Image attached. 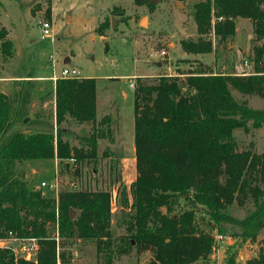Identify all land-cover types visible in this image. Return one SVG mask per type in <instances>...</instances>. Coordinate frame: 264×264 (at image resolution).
Instances as JSON below:
<instances>
[{"label":"trees","instance_id":"16d2710c","mask_svg":"<svg viewBox=\"0 0 264 264\" xmlns=\"http://www.w3.org/2000/svg\"><path fill=\"white\" fill-rule=\"evenodd\" d=\"M16 1L32 5L39 0ZM46 1L45 13L49 15L50 0ZM263 4L264 0H195L192 16L196 35L181 39L182 49L193 54L212 52L208 37L212 19L213 33L220 43L233 36L234 18L238 16L251 20L255 41L264 39ZM101 24L100 35L104 30ZM0 49L4 58L13 53L3 25ZM232 89L264 97V44L254 46L251 73H217L199 62L196 68L178 70L174 75L137 79L133 88L137 174L131 184L128 233L119 237V251H127L130 245L137 251L149 250L159 264L207 260L214 240L195 224L198 206L217 223H237L241 240L255 239L264 226V152L238 150L233 130L246 129L248 122L253 127L262 125L264 110L235 98ZM54 96L55 131L17 132L0 148V239L7 238L10 231L19 239L34 238L37 244L35 260L17 258L10 248L0 247V264L64 263L65 253L57 249L64 244L57 242L54 231L60 237L94 240L99 250L109 244L108 190L67 189L51 198L15 177L16 163L25 160L56 158L75 164L97 156L95 131L80 137V146H75L64 137L68 128L61 126L69 119L95 122V77L57 78ZM17 107V101L11 103L0 92V138L12 125ZM181 199L184 208L180 207ZM247 199L253 202V210L240 220L233 218L228 213L230 205L236 201L242 206ZM225 264H236L231 253ZM244 264H264V249Z\"/></svg>","mask_w":264,"mask_h":264},{"label":"rangeland","instance_id":"374dc122","mask_svg":"<svg viewBox=\"0 0 264 264\" xmlns=\"http://www.w3.org/2000/svg\"><path fill=\"white\" fill-rule=\"evenodd\" d=\"M194 1L154 0L136 5L133 0H50L47 15L46 0L32 5L27 1L20 5L16 0H1L0 25L8 30L13 53L4 58L0 49V92L11 103L17 101L18 107L12 125L0 138V148L17 132L55 131V82L51 77L58 78L62 67H75L79 77L96 79L95 122L77 123L69 119L61 124L69 130L64 137L75 146H80V137L92 131L98 134L95 160L74 164L71 160L31 159L15 166L18 180L51 198H57L61 190L67 189H105L111 195L109 244L99 250L94 240L60 237L54 231L57 242L64 244L57 249L64 251L66 257L64 263L58 264H159L153 261L149 250L137 251L132 245L125 252L118 250L119 237L128 233L131 184L137 174L134 87L130 81L136 86L137 79L153 80L164 73L174 75L178 70L196 68L199 62L217 73H251L254 72V46L264 44V39L254 40L251 20L238 16L234 18L233 36L224 43L213 33L212 19L208 34L212 52L184 51L180 40L196 35L192 16ZM40 21L50 23L48 35L43 33ZM100 24L104 29L102 35L98 31ZM232 93L235 98L245 100L249 107L264 110V97L234 89ZM233 135L238 150L264 152V122L258 127L248 122L246 129L237 127ZM66 162L68 167L64 166ZM55 178L57 191L40 186L41 181L51 182ZM180 207H185L182 199ZM253 208L251 199L242 206L234 201L228 213L240 220ZM195 220L196 226L210 233L214 242L208 259L192 264H225L230 253L236 264H244L260 248L264 249V226L254 240H241L237 237L241 231L237 223H217L203 207L195 208ZM217 232L224 236L221 240L215 239ZM7 239L15 257L24 259L22 247L29 241L25 238L20 243L12 236Z\"/></svg>","mask_w":264,"mask_h":264},{"label":"built area","instance_id":"2783aa9c","mask_svg":"<svg viewBox=\"0 0 264 264\" xmlns=\"http://www.w3.org/2000/svg\"><path fill=\"white\" fill-rule=\"evenodd\" d=\"M40 23L42 25L43 33L45 35H48L50 33V23L48 21H40ZM161 52L165 53V51H161ZM79 76H80V73L75 67H66V66H64L60 70L58 78H61V77L62 78L63 77H79ZM51 78L55 82L57 76H52ZM130 86L134 87V82L132 80L130 81ZM40 186L41 187H49L50 189H54L55 191H57L58 182H57L56 178L53 181H51V182L41 181L40 182ZM10 236H12L15 241L23 243V239H19V238L15 237L9 231L7 238L10 237ZM223 237L224 236L221 233H219V232H217V234L215 235V239H217V240H221ZM7 238L0 239V247L10 248L13 251L14 249L11 248V246L8 244V241H7L8 239ZM26 241H29L27 243L28 245L22 247L23 253L21 255L26 260H35L36 250H37L36 241H35L34 238H26Z\"/></svg>","mask_w":264,"mask_h":264},{"label":"water","instance_id":"95a60500","mask_svg":"<svg viewBox=\"0 0 264 264\" xmlns=\"http://www.w3.org/2000/svg\"><path fill=\"white\" fill-rule=\"evenodd\" d=\"M151 1H154V0H151ZM144 21V18L140 21V23H142ZM67 58H65L64 60H66ZM70 215L72 216L73 215V210H70Z\"/></svg>","mask_w":264,"mask_h":264},{"label":"crops","instance_id":"0c3cea01","mask_svg":"<svg viewBox=\"0 0 264 264\" xmlns=\"http://www.w3.org/2000/svg\"><path fill=\"white\" fill-rule=\"evenodd\" d=\"M54 124H55V123H54ZM53 159H54V162H56L57 159H56V158H53Z\"/></svg>","mask_w":264,"mask_h":264}]
</instances>
